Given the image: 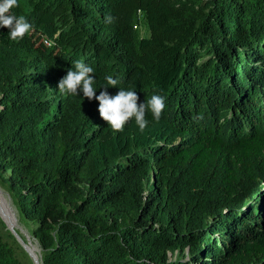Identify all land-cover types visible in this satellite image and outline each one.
<instances>
[{"label": "trees", "instance_id": "16d2710c", "mask_svg": "<svg viewBox=\"0 0 264 264\" xmlns=\"http://www.w3.org/2000/svg\"><path fill=\"white\" fill-rule=\"evenodd\" d=\"M12 11L32 29L0 28V181L42 264H264V0ZM78 59L97 95L111 75L138 103L163 96L160 119L116 131L95 98L61 94ZM0 264H31L1 218Z\"/></svg>", "mask_w": 264, "mask_h": 264}, {"label": "clouds", "instance_id": "9594fccd", "mask_svg": "<svg viewBox=\"0 0 264 264\" xmlns=\"http://www.w3.org/2000/svg\"><path fill=\"white\" fill-rule=\"evenodd\" d=\"M19 6V0H0V28H7L9 40L22 39L32 29V24L25 15H17L12 10ZM110 19V18H108ZM95 69L83 59L74 61L72 67L58 81L61 94L88 98H95L98 103L100 116L113 130H122L129 120H134L141 131L148 124L146 113L151 112L155 120H159L165 108V98L153 94L150 99L138 103L135 86L119 87L118 79L111 75L105 77V90L97 95ZM117 87L116 94H110L107 87ZM82 94V96H81Z\"/></svg>", "mask_w": 264, "mask_h": 264}, {"label": "rangeland", "instance_id": "374dc122", "mask_svg": "<svg viewBox=\"0 0 264 264\" xmlns=\"http://www.w3.org/2000/svg\"><path fill=\"white\" fill-rule=\"evenodd\" d=\"M9 173H7L8 175ZM79 186H83L82 183L79 182ZM0 191L2 192L4 198L6 199L9 209L14 217V222L10 221L5 214H3L4 210L6 212L5 204L3 201L0 200V218L2 222L4 223L6 230L12 234V236L17 240V242L26 250L28 253L29 259L31 264H42V247L40 246V243L36 238L32 235V227H31V222L28 221L26 224L24 221H22L20 213L18 209L16 208L13 198L7 188L3 186V184L0 181ZM3 200V199H2ZM2 206V207H1ZM4 209V210H3ZM9 214V211L7 212ZM25 239V240H24ZM26 242H24V241ZM34 245L38 248L37 254L40 256V263L36 256L28 250V246ZM26 247V248H25ZM39 256H37L39 258Z\"/></svg>", "mask_w": 264, "mask_h": 264}, {"label": "bare ground", "instance_id": "6f19581e", "mask_svg": "<svg viewBox=\"0 0 264 264\" xmlns=\"http://www.w3.org/2000/svg\"><path fill=\"white\" fill-rule=\"evenodd\" d=\"M3 199V200H2ZM0 200L1 201H3L4 202V204H5V208H7L6 209V212H5V210H4V212H3V214H5V216L10 220V221H15L14 220V217H13V215H12V213H11V211H10V209H9V206H8V203H7V201H6V199L4 198V196H3V194H2V192L0 191ZM0 205H1V203H0ZM2 207V206H1ZM9 211V214H7V212ZM25 240V239H24ZM23 240V241H24ZM25 242V241H24ZM26 243V242H25ZM28 248V250H30L32 253H34V254H37V252H38V248L36 247V246H34V245H31V246H28L27 247ZM37 256H39L38 254H37ZM39 263H40V256H39Z\"/></svg>", "mask_w": 264, "mask_h": 264}, {"label": "water", "instance_id": "95a60500", "mask_svg": "<svg viewBox=\"0 0 264 264\" xmlns=\"http://www.w3.org/2000/svg\"><path fill=\"white\" fill-rule=\"evenodd\" d=\"M26 248V247H25Z\"/></svg>", "mask_w": 264, "mask_h": 264}]
</instances>
